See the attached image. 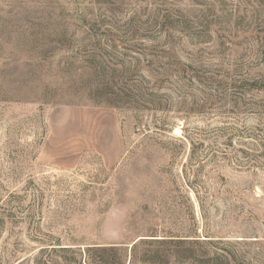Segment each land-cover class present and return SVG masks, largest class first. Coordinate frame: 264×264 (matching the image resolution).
Instances as JSON below:
<instances>
[{"label":"rangeland","instance_id":"obj_1","mask_svg":"<svg viewBox=\"0 0 264 264\" xmlns=\"http://www.w3.org/2000/svg\"><path fill=\"white\" fill-rule=\"evenodd\" d=\"M0 264H264V0H0Z\"/></svg>","mask_w":264,"mask_h":264}]
</instances>
